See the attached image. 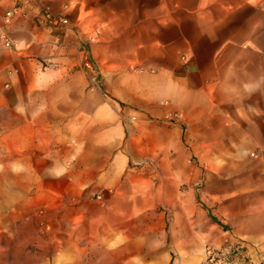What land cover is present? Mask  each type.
I'll use <instances>...</instances> for the list:
<instances>
[{"label":"crops","instance_id":"crops-1","mask_svg":"<svg viewBox=\"0 0 264 264\" xmlns=\"http://www.w3.org/2000/svg\"><path fill=\"white\" fill-rule=\"evenodd\" d=\"M196 153L235 178L189 189L199 237L169 243L142 188ZM235 242L264 260V0H0V264H201Z\"/></svg>","mask_w":264,"mask_h":264},{"label":"rangeland","instance_id":"rangeland-1","mask_svg":"<svg viewBox=\"0 0 264 264\" xmlns=\"http://www.w3.org/2000/svg\"><path fill=\"white\" fill-rule=\"evenodd\" d=\"M88 55V54H87ZM89 57V55H88ZM90 58V57H89ZM91 60V59H90ZM92 63V62H91ZM82 64V63H81ZM93 67V65H92ZM201 140H189L185 139L184 134L183 138L180 141L183 145L191 146V144L201 143ZM197 151V150H195ZM252 155V153H251ZM236 157L234 156H218V155H202V154H194L190 158L191 166L193 168V176L188 179L175 177L168 170L169 164V156L163 155L161 157L162 171H149V182L146 187H143V191H148L149 196L147 197L153 199L151 204L147 205L146 210H150L152 212L159 213V217H155V219H151L149 223H155V227L162 229L163 233L166 236L167 242L176 238L178 242L184 241V239L191 237L192 239H196L199 237L198 235H193L192 231H189L191 216H187V212L189 215L193 213L194 217H198L199 221H202L199 211L194 209L193 212L191 210L190 200L188 194V190L193 188L194 198L196 193H200L202 187L208 184V188H211V185L214 182L219 180L222 181H230L235 178L234 172V160ZM156 160V161H155ZM157 157L154 159L153 156L145 154L141 157V167L151 166L155 169L158 168ZM225 165L226 170L219 172L217 170L218 165ZM165 167V168H164ZM167 169V170H166ZM212 183V184H211ZM99 198H101V194ZM95 197H97L95 195ZM98 198V197H97ZM47 205L35 204L34 211L37 214H42L45 210H47ZM190 208V210H189ZM188 209V210H187ZM159 218V219H158ZM188 218V219H187ZM140 224V221L131 222L130 227H135ZM192 234V235H186ZM202 247V256H203ZM178 250H171V261L170 264L173 263L175 258L178 256ZM18 256L19 264H37L41 261L54 259V255L56 253L50 251H42L37 250L35 247V251L33 253L28 252H16Z\"/></svg>","mask_w":264,"mask_h":264},{"label":"built area","instance_id":"built-area-1","mask_svg":"<svg viewBox=\"0 0 264 264\" xmlns=\"http://www.w3.org/2000/svg\"><path fill=\"white\" fill-rule=\"evenodd\" d=\"M12 15L11 11L5 13V17ZM45 17L51 19L49 11L45 12ZM60 22L66 23V18H61ZM3 43L5 46H14V44L4 37ZM82 68L84 69L88 80L95 85V76L91 74L93 67L90 58L87 54L83 55ZM98 198L100 195H96ZM201 264H264V260L256 261L252 259L246 252L245 246L240 242L224 243L218 246L207 244L203 249Z\"/></svg>","mask_w":264,"mask_h":264},{"label":"clouds","instance_id":"clouds-1","mask_svg":"<svg viewBox=\"0 0 264 264\" xmlns=\"http://www.w3.org/2000/svg\"><path fill=\"white\" fill-rule=\"evenodd\" d=\"M15 170V169H14Z\"/></svg>","mask_w":264,"mask_h":264}]
</instances>
